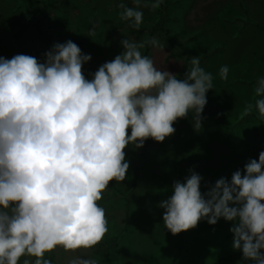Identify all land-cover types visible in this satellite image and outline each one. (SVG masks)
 Segmentation results:
<instances>
[{"label":"clouds","instance_id":"9594fccd","mask_svg":"<svg viewBox=\"0 0 264 264\" xmlns=\"http://www.w3.org/2000/svg\"><path fill=\"white\" fill-rule=\"evenodd\" d=\"M124 3L120 17L139 29L141 7ZM162 45L156 37L146 42ZM123 51L100 65L91 78L83 65L92 57L72 40L56 42L43 59L16 54L0 57V264H52L45 258L57 246L90 249L108 231L105 209L97 202L113 180L126 179L125 149L142 148L147 139L162 142L175 133L178 118L191 113L202 128L213 75L193 57L183 78L156 67L142 54L145 43L122 39ZM229 68L219 69L227 79ZM255 107L264 117V76L254 85ZM158 203L164 227L173 235L201 220L233 222L232 247L245 260L264 264V150L243 169L221 177L201 191L203 177L189 170ZM67 264H100L77 255Z\"/></svg>","mask_w":264,"mask_h":264},{"label":"rangeland","instance_id":"374dc122","mask_svg":"<svg viewBox=\"0 0 264 264\" xmlns=\"http://www.w3.org/2000/svg\"><path fill=\"white\" fill-rule=\"evenodd\" d=\"M32 1L42 5L43 0ZM120 3L135 6L134 0H59L44 7L43 35L30 27L16 36L24 9L19 0H0V57L26 54L42 60L52 48L48 38H78L82 52L92 57L82 69L91 78L90 73L123 51L122 39L146 43L145 28L157 18L155 9L141 7L143 22L137 30L131 21L121 19ZM168 11L175 46L170 48L162 33L156 32L153 37L162 47L150 46L148 56L157 68L181 79L191 59L198 57L200 66L213 75L202 128L194 130L189 113L174 122L175 133L164 141L149 138L139 149L129 145L126 179L111 181L97 202L108 221L104 238H118L116 250L104 255L100 243L92 251L61 248L63 258L87 255L100 264H252L232 247L233 222L221 218L212 225L201 220L196 227L173 235L163 225L164 209L158 203L172 194L173 182L183 181L190 169L203 177L201 191H207L217 179H230L264 150V117L255 107L245 112L249 103L255 105L254 85L264 76V0H168ZM122 22L125 27H117ZM222 65L229 68L227 79L219 76ZM59 247L45 253V258L53 259ZM94 252L111 260L102 261ZM27 259L34 264L36 258Z\"/></svg>","mask_w":264,"mask_h":264},{"label":"trees","instance_id":"16d2710c","mask_svg":"<svg viewBox=\"0 0 264 264\" xmlns=\"http://www.w3.org/2000/svg\"><path fill=\"white\" fill-rule=\"evenodd\" d=\"M59 0H43L40 4L34 3L32 0H19L21 7H23L25 12V19L20 22L18 29L15 31V35L19 36L25 30H28L30 27L34 28L40 35L44 34V25L47 20V14L44 11V7H49L51 3L57 2ZM155 2V0H153ZM155 13L157 18L155 23L147 28L146 34V42L149 41L156 32L162 33L164 39L169 44L170 48L175 46L176 37L173 33L172 29L167 25V20L169 18V11H168V0H162L160 6L155 8ZM117 27H125V23L117 24ZM69 40V39H68ZM77 45H79V39L74 38L70 39ZM67 40H54V39H47V43L50 47L53 46L54 43L59 42L63 43ZM150 49V45L145 43V50L144 55L148 56V52ZM101 245L105 246V251L103 252L104 255H107L111 252H114L118 245V238H111L106 237L102 238L100 242Z\"/></svg>","mask_w":264,"mask_h":264},{"label":"crops","instance_id":"0c3cea01","mask_svg":"<svg viewBox=\"0 0 264 264\" xmlns=\"http://www.w3.org/2000/svg\"><path fill=\"white\" fill-rule=\"evenodd\" d=\"M61 246L58 248V251L54 254V257H53V259H51L50 261L52 262V264H67V261L69 260V259H71V258H67V257H64L63 258V254L64 253H60V251H61ZM83 250H85L86 251V249H83ZM89 250H91V248L89 249ZM92 251V250H91ZM95 253V255H98L100 258V260H111V259H108V258H105V257H103V258H101V256L98 254V253H96V252H94ZM70 254V253H69ZM71 257V256H70ZM61 261H62V263H61Z\"/></svg>","mask_w":264,"mask_h":264}]
</instances>
